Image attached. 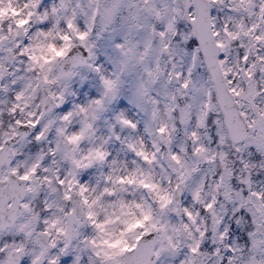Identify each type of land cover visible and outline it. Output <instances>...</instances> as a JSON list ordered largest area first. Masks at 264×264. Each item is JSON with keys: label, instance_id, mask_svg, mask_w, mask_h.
<instances>
[{"label": "snow or ice", "instance_id": "1", "mask_svg": "<svg viewBox=\"0 0 264 264\" xmlns=\"http://www.w3.org/2000/svg\"><path fill=\"white\" fill-rule=\"evenodd\" d=\"M0 264H264V0H0Z\"/></svg>", "mask_w": 264, "mask_h": 264}]
</instances>
